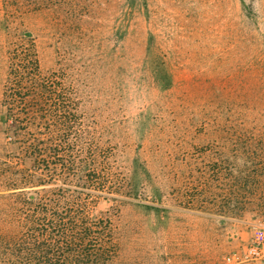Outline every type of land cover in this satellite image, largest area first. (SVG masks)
<instances>
[{
  "label": "rangeland",
  "instance_id": "obj_1",
  "mask_svg": "<svg viewBox=\"0 0 264 264\" xmlns=\"http://www.w3.org/2000/svg\"><path fill=\"white\" fill-rule=\"evenodd\" d=\"M24 31L110 154L115 190L93 207L111 222L108 264L242 253L264 228V0H0V163Z\"/></svg>",
  "mask_w": 264,
  "mask_h": 264
},
{
  "label": "trees",
  "instance_id": "obj_2",
  "mask_svg": "<svg viewBox=\"0 0 264 264\" xmlns=\"http://www.w3.org/2000/svg\"><path fill=\"white\" fill-rule=\"evenodd\" d=\"M24 36L13 43L2 118L0 264H108L111 222L93 207L115 190L110 154L79 133L75 111L62 105L56 79L39 70Z\"/></svg>",
  "mask_w": 264,
  "mask_h": 264
},
{
  "label": "built area",
  "instance_id": "obj_3",
  "mask_svg": "<svg viewBox=\"0 0 264 264\" xmlns=\"http://www.w3.org/2000/svg\"><path fill=\"white\" fill-rule=\"evenodd\" d=\"M227 264H264V228L256 226L250 243L239 255L227 257Z\"/></svg>",
  "mask_w": 264,
  "mask_h": 264
}]
</instances>
